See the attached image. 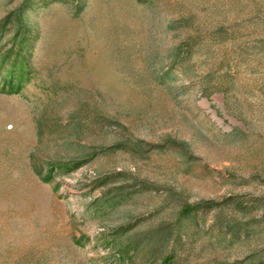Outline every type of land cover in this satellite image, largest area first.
Returning <instances> with one entry per match:
<instances>
[{
    "label": "rangeland",
    "instance_id": "obj_1",
    "mask_svg": "<svg viewBox=\"0 0 264 264\" xmlns=\"http://www.w3.org/2000/svg\"><path fill=\"white\" fill-rule=\"evenodd\" d=\"M26 2L0 0V264H159L135 247L203 201L264 228V0ZM213 235L195 263L264 251Z\"/></svg>",
    "mask_w": 264,
    "mask_h": 264
},
{
    "label": "trees",
    "instance_id": "obj_2",
    "mask_svg": "<svg viewBox=\"0 0 264 264\" xmlns=\"http://www.w3.org/2000/svg\"><path fill=\"white\" fill-rule=\"evenodd\" d=\"M32 5V0H27L22 13L28 11ZM229 205L235 206L234 210L242 215L240 217L243 223L227 218L225 213ZM210 215L213 216L214 229L217 231V236L213 235L211 240L222 249L249 241L258 243L262 238L264 228L255 223L253 210L243 208L238 202L217 204L215 201H203L194 205H185L174 224L161 225L147 232L134 251L143 258L149 257L159 264H228L215 260L195 263L192 260V248L197 242L201 226L206 223ZM233 264H264V251H255Z\"/></svg>",
    "mask_w": 264,
    "mask_h": 264
}]
</instances>
